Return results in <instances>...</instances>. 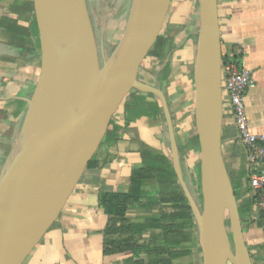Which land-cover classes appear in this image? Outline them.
I'll list each match as a JSON object with an SVG mask.
<instances>
[{
	"label": "water",
	"instance_id": "water-1",
	"mask_svg": "<svg viewBox=\"0 0 264 264\" xmlns=\"http://www.w3.org/2000/svg\"><path fill=\"white\" fill-rule=\"evenodd\" d=\"M171 1L132 0L121 38L101 62L87 0H34L41 71L0 170V264H22L57 221L111 119L134 90L161 101L173 166L197 224L202 264H254L222 148L218 1L197 0L195 127L202 201L184 178L165 93L139 77Z\"/></svg>",
	"mask_w": 264,
	"mask_h": 264
},
{
	"label": "crops",
	"instance_id": "crops-1",
	"mask_svg": "<svg viewBox=\"0 0 264 264\" xmlns=\"http://www.w3.org/2000/svg\"><path fill=\"white\" fill-rule=\"evenodd\" d=\"M217 1L223 56L240 60L252 72L256 86L246 94V111L251 129L263 135L264 0ZM35 16L34 0H0V139H4V132L10 128L15 129V137L18 134L27 110L26 99L33 94L39 79L41 56L36 57ZM14 30L19 33L16 38L12 36ZM196 34L197 30L179 44L173 40V49L164 62L151 57L145 59L139 73L143 82L161 88L170 102L180 148L196 135ZM23 37H27L25 42ZM167 61L170 73L165 80L162 70ZM125 101L113 117V123L119 126L116 131L120 139L99 151L101 165L85 170L57 221L22 264H121L128 256L127 253L105 255L103 252V230L108 217L99 206V192L126 190L133 168L142 165L144 147L170 157L171 149L165 119L154 120L143 115L126 125ZM223 102V154L231 178L244 190L250 187L247 150L239 138L225 88ZM15 137L4 140L13 144ZM199 153L194 149L181 153L180 149L184 178L188 184L187 168L197 188L195 171ZM253 217L254 222L243 224L246 241L253 254L264 258V223L259 207Z\"/></svg>",
	"mask_w": 264,
	"mask_h": 264
},
{
	"label": "trees",
	"instance_id": "trees-1",
	"mask_svg": "<svg viewBox=\"0 0 264 264\" xmlns=\"http://www.w3.org/2000/svg\"><path fill=\"white\" fill-rule=\"evenodd\" d=\"M33 27L36 36V57H39L41 47L36 16ZM12 36L18 37V31L14 30ZM26 39L27 37H23V42ZM173 40V35H164L160 32L145 59L151 57L161 62L167 60L174 46ZM226 60L227 57L223 56V62ZM162 71L163 79L168 80L169 61ZM169 105L173 115L174 110L170 102ZM125 107L126 125L143 115L154 120L164 118L161 101L152 93L131 91L126 97ZM118 128L112 118L102 144L89 162L88 168L101 165L98 153L106 144L115 143L120 139L116 131ZM14 134L15 129L10 128L4 132L3 137L11 140L15 137ZM4 139H0V170L12 147V143ZM180 149L181 153L189 149L198 152L197 135ZM141 156L142 165L133 168L126 190L99 192V206L108 217L103 230V252L105 255L127 253L128 256L121 264H184L186 258L195 253L201 254L193 211L179 183L171 157L149 147L141 150ZM195 173V182L202 201L200 163ZM247 180L249 182V176ZM232 181L243 224L254 222V213L258 211V195L251 187L247 186L243 190L239 182L234 179ZM227 225L229 227V222ZM252 257L254 264H264L263 257L253 253Z\"/></svg>",
	"mask_w": 264,
	"mask_h": 264
},
{
	"label": "rangeland",
	"instance_id": "rangeland-1",
	"mask_svg": "<svg viewBox=\"0 0 264 264\" xmlns=\"http://www.w3.org/2000/svg\"><path fill=\"white\" fill-rule=\"evenodd\" d=\"M184 1L173 0L160 29L161 34L173 35L177 44L182 43L189 34L195 32L199 25L198 1ZM87 2L97 36V45L100 48L99 57L102 62L113 52L124 32L132 0H87ZM197 38L198 35L196 34V43ZM185 172L190 189L199 198V188L194 186L187 168H185ZM187 263H202L201 254L195 253V255L186 258L184 264Z\"/></svg>",
	"mask_w": 264,
	"mask_h": 264
},
{
	"label": "built area",
	"instance_id": "built-area-1",
	"mask_svg": "<svg viewBox=\"0 0 264 264\" xmlns=\"http://www.w3.org/2000/svg\"><path fill=\"white\" fill-rule=\"evenodd\" d=\"M222 80L239 138L247 150L249 185L258 195V207L264 223V134L251 129L246 111V94L256 86V81L252 72L237 59L223 62Z\"/></svg>",
	"mask_w": 264,
	"mask_h": 264
},
{
	"label": "flooded vegetation",
	"instance_id": "flooded-vegetation-1",
	"mask_svg": "<svg viewBox=\"0 0 264 264\" xmlns=\"http://www.w3.org/2000/svg\"><path fill=\"white\" fill-rule=\"evenodd\" d=\"M94 32H95V30H94ZM95 36H96V32H95ZM96 40H97V36H96ZM98 51H99V54H100V48H99V46H98Z\"/></svg>",
	"mask_w": 264,
	"mask_h": 264
}]
</instances>
